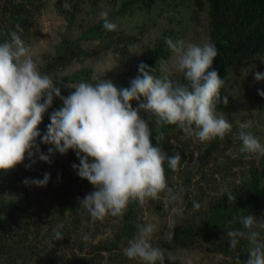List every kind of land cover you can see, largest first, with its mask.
I'll return each instance as SVG.
<instances>
[{
	"label": "clouds",
	"instance_id": "9594fccd",
	"mask_svg": "<svg viewBox=\"0 0 264 264\" xmlns=\"http://www.w3.org/2000/svg\"><path fill=\"white\" fill-rule=\"evenodd\" d=\"M63 7L70 10L71 4L65 0ZM101 19L105 30H116L107 12L101 13ZM165 43L174 54V67L187 84L168 76L156 77L152 68L141 62L139 74L130 80L129 87L118 88L107 79L81 81L62 96L60 86L38 70L21 35L11 32L10 39L0 43V171H10L26 158L31 161L26 169L37 159L51 163L56 152L63 155L71 149L79 159L72 168L95 189L79 200L93 220L123 215L132 201L143 204L146 198H157L167 188L165 161L176 170L181 155L162 152L157 146L162 135L155 137L157 144L152 143V130L141 111L157 117V132L162 123L178 124L191 135L195 126L198 131L194 134L201 142L223 139L232 129L224 115L217 113L224 80L216 70L209 71L218 55L216 46L206 41L184 47L183 41L173 42L167 37ZM254 79L264 80V73L255 72ZM258 94L264 96V91L258 90ZM56 97L62 100V107L50 114V123L42 134L39 125ZM133 100L138 102L136 107ZM222 102L227 105V96ZM38 137L40 143L54 146L48 154L41 151ZM239 138L242 152L264 156V145L251 132L241 130ZM49 180L50 173L46 172L42 179L25 178L23 183L43 187ZM228 200H235V196L228 193ZM240 223L247 231L227 232L230 248H235L240 238L247 239L254 246L249 248L245 264H264V242L258 240L260 232L256 231L264 230V220L249 214L241 216ZM62 227L57 224L52 229L58 240L62 238ZM137 227L138 234L128 242L123 254L143 264H164L165 250L151 243L156 226L148 223ZM172 236L168 233V239Z\"/></svg>",
	"mask_w": 264,
	"mask_h": 264
},
{
	"label": "rangeland",
	"instance_id": "374dc122",
	"mask_svg": "<svg viewBox=\"0 0 264 264\" xmlns=\"http://www.w3.org/2000/svg\"><path fill=\"white\" fill-rule=\"evenodd\" d=\"M58 1L49 0L35 16L24 43L29 46L38 70L50 76L60 88L74 90L72 87L78 82H73L70 77L83 70H90L94 78L119 74L123 78L128 74L135 76L138 65L143 62L145 51L154 47L170 30L174 32L173 42L183 41L184 47L188 44L202 45L210 40L211 25L206 0H176L174 4L161 1L151 12L133 10L113 20L117 28L136 36L126 52L121 53L111 48L100 54H86L66 67L48 73L46 60L56 54L64 38L79 40L85 50L92 52L97 42L81 39L82 33L101 20V13L117 11L124 0H98L95 6L88 0L82 5V12L71 21L59 13ZM173 61L174 54L169 49L166 56L158 62L159 70L165 74H179ZM257 71L264 73V54L232 67L226 75L222 89L232 94L235 102L218 113L223 114L232 124L231 131L223 139L216 137L201 142L194 134L198 131L195 126L191 135L178 126L165 140L163 153L174 155L176 151H180L186 158L177 172L166 176L167 188L157 198H146L143 204L138 203L134 218L136 227L148 223L156 226L151 243L154 247L165 250L164 264H245L248 259L244 255L245 245L241 243V239L235 248H230V253L221 252L204 241L184 247L171 243L170 240L184 226L197 222L211 204L242 186L253 171L259 168L263 156L242 152V141L239 138L240 131L244 130L251 132L264 145V96L258 94V90L264 91V80L254 79ZM45 118L44 114L43 119ZM73 163L79 164L77 156L70 163L64 160L60 168L49 171V182L52 184L45 199L46 204L56 201L59 180L72 181L74 188L84 180L72 168ZM87 187L83 189L85 195L95 190L90 182ZM173 195L175 200L170 199ZM20 196L19 192L11 193L7 196L11 201L7 202L15 201ZM195 204H199V207H195ZM55 208L59 213L57 204ZM122 216L106 215L103 219H92V228L86 232L87 240L83 239L85 235L82 234V229L80 234L74 232L64 239L63 236L56 239L59 245L50 238L52 234L37 235L31 243L36 253L28 256L26 264H72L73 258L80 259L82 264H143L142 261L129 259L123 254L128 240L117 253L97 250V246L112 241L113 235L122 226ZM61 224L64 226V223ZM42 226L45 227L44 223ZM256 231L260 232L258 228ZM170 232L173 236L168 239ZM220 238L218 245L229 243V237ZM19 262L22 263L21 260Z\"/></svg>",
	"mask_w": 264,
	"mask_h": 264
},
{
	"label": "trees",
	"instance_id": "16d2710c",
	"mask_svg": "<svg viewBox=\"0 0 264 264\" xmlns=\"http://www.w3.org/2000/svg\"><path fill=\"white\" fill-rule=\"evenodd\" d=\"M48 1L0 0V43L10 39V34L13 31L21 35L25 42L30 33L29 29L34 24L35 16L47 5ZM87 1L67 0L71 4L69 10L63 7L65 0H59L57 4L58 11L67 20L71 21L79 12H82V5ZM89 1L93 2L94 6L98 3V0ZM161 1L172 4L176 2V0H124L117 11L108 14V18L113 22L117 16L126 15L133 10L151 12ZM206 2L211 25L209 42L213 43L218 49V55L209 71L216 70L219 77L224 80L232 67L249 60H255L264 54V0H206ZM17 25L20 26L22 31L16 28ZM173 34L172 30L167 31L154 47L146 50L143 63L152 68V74L156 77L168 76L173 81L187 84L188 82L184 79L182 73L165 74L158 67V62L166 56L169 50L165 38L172 39ZM135 37L119 28L114 31L105 30L101 19L89 26L81 35L83 40L97 42L96 48L92 52L85 50L79 40L64 38L57 48L56 54L47 58L46 70L48 73H53L86 54H100L111 48L124 53L134 42ZM138 74V72L135 76L128 74L124 78L122 74H119V76L102 75L99 78H94L90 70H83L81 73L72 75L70 79L78 83L81 81L96 83L101 79H107L111 80L118 88H125L129 87L130 80ZM71 91L73 90L61 88V95L67 96ZM220 95L221 102L217 103V113L228 109L235 102L233 95L222 88ZM225 96L228 98L227 105L222 102ZM132 104L136 107L138 102L133 100ZM60 107H62V100L57 97L45 113L47 118L43 119L44 121L39 125L42 134L46 132V126L50 123V114ZM140 115L149 123L154 145L157 144L155 137L162 135L163 138L157 146L164 150L166 138L179 125L162 123L159 126V132H157L155 123L157 117L144 111H141ZM37 143L40 144V149L45 154H48L49 148L54 147L50 144L40 143L39 137ZM179 153L181 160L176 170L170 169L168 165L164 167L166 176L177 172L185 160V154L180 151ZM74 158H76L75 151L70 149L63 155L56 152L51 156V163L37 159V162L32 164L31 168L26 169L25 165L31 163L26 158L23 163L17 165L14 169L7 172L0 171V264H26L28 256L36 253L31 244L35 237L39 234H52L50 238L55 241L56 238L52 229L57 224L64 223V226L60 229L63 239L74 232L80 234L81 229L82 234L86 235V232L92 228V218L79 202L80 199L86 196L83 189L88 188L89 185V182L85 179L76 188L71 185L72 181L59 180L56 189L57 195H55L56 201L47 204L45 199L49 195L48 192L52 182H48L43 187L26 186L23 183L25 178L30 180L42 179L44 173H49L53 168H60L64 160H68L70 163L71 159ZM14 192L21 193V196L15 201L7 202L11 201V198H7V196ZM230 193L235 196V200L229 201L227 196L211 204L210 208L200 216L197 222L180 229L170 240L171 243L189 247L195 242L204 241L221 252L230 253L229 243L225 245L217 244L220 243V236H222L221 238H227V232L229 231H247L240 223L241 216L253 214L257 220H264V156L259 168L253 171L251 177L246 179L242 186L235 188ZM138 203V201H132L128 204L120 222L122 225L120 230L113 235L112 241L97 246L98 251L117 253L121 245L126 243V240L129 242L136 236L138 228L135 225L134 218L136 217L135 212ZM56 204L60 208L59 213L56 211ZM36 220L38 221L36 222ZM42 223L45 227L42 226ZM259 231L258 240L264 242V230L259 229ZM240 239L242 240L241 243L245 245L244 255L249 258L248 250L254 245L247 239ZM56 242L59 245V241L56 240ZM38 255H40V252ZM79 260L73 258L72 264H82ZM157 264H160V262L157 261Z\"/></svg>",
	"mask_w": 264,
	"mask_h": 264
}]
</instances>
